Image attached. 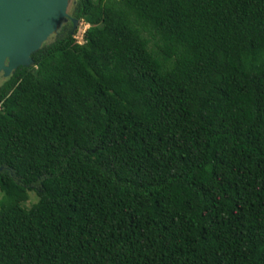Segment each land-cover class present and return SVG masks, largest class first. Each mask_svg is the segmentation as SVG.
I'll use <instances>...</instances> for the list:
<instances>
[{"label":"trees","instance_id":"obj_1","mask_svg":"<svg viewBox=\"0 0 264 264\" xmlns=\"http://www.w3.org/2000/svg\"><path fill=\"white\" fill-rule=\"evenodd\" d=\"M70 6L0 77V264H264V0Z\"/></svg>","mask_w":264,"mask_h":264},{"label":"water","instance_id":"obj_2","mask_svg":"<svg viewBox=\"0 0 264 264\" xmlns=\"http://www.w3.org/2000/svg\"><path fill=\"white\" fill-rule=\"evenodd\" d=\"M71 0H0V75L33 64L32 55L70 16ZM74 26L77 21L74 20Z\"/></svg>","mask_w":264,"mask_h":264},{"label":"rangeland","instance_id":"obj_3","mask_svg":"<svg viewBox=\"0 0 264 264\" xmlns=\"http://www.w3.org/2000/svg\"><path fill=\"white\" fill-rule=\"evenodd\" d=\"M90 27L89 24H87L84 21H77L76 26L74 27L75 29V38L79 39L80 41L84 38L86 30ZM3 198V194L0 191V200ZM38 201V196L36 193L31 192L30 193V199L26 203L27 207H31L33 204H35Z\"/></svg>","mask_w":264,"mask_h":264},{"label":"flooded vegetation","instance_id":"obj_4","mask_svg":"<svg viewBox=\"0 0 264 264\" xmlns=\"http://www.w3.org/2000/svg\"><path fill=\"white\" fill-rule=\"evenodd\" d=\"M71 1H72V0H71ZM70 5H71V3H70ZM70 7H71V6H69V9H70ZM69 9H68V14H69L70 17H69L66 21H64L63 23L61 22L62 24H67L70 20H71L72 22H73L74 20H76V19H74L73 15L69 13ZM76 21H77V20H76ZM60 25H61V24H60ZM59 28H60V27H59ZM0 77H2V76L0 75Z\"/></svg>","mask_w":264,"mask_h":264}]
</instances>
